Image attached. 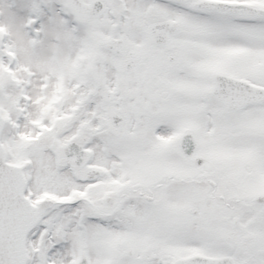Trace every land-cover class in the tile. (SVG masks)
<instances>
[{"label": "snow or ice", "instance_id": "snow-or-ice-1", "mask_svg": "<svg viewBox=\"0 0 264 264\" xmlns=\"http://www.w3.org/2000/svg\"><path fill=\"white\" fill-rule=\"evenodd\" d=\"M0 264H264V0H0Z\"/></svg>", "mask_w": 264, "mask_h": 264}]
</instances>
